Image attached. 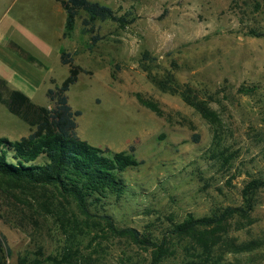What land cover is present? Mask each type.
I'll return each instance as SVG.
<instances>
[{
	"label": "rangeland",
	"instance_id": "rangeland-1",
	"mask_svg": "<svg viewBox=\"0 0 264 264\" xmlns=\"http://www.w3.org/2000/svg\"><path fill=\"white\" fill-rule=\"evenodd\" d=\"M90 1L126 21L95 19L85 31L89 13L80 10L64 37L57 0H0L2 92L19 89L52 107L46 92L69 75L61 55L70 52L83 70L67 92L81 112L79 137L113 151L133 147L140 163L122 173L120 197L95 194L84 208L59 184L0 172L5 264H264V248L215 247L205 262L196 241H264V185L249 217L174 233L190 216L244 205L246 186L264 184V0ZM30 132L0 103V136ZM107 215L142 241L116 234Z\"/></svg>",
	"mask_w": 264,
	"mask_h": 264
},
{
	"label": "trees",
	"instance_id": "trees-1",
	"mask_svg": "<svg viewBox=\"0 0 264 264\" xmlns=\"http://www.w3.org/2000/svg\"><path fill=\"white\" fill-rule=\"evenodd\" d=\"M66 13L64 37L73 30L76 17L80 10H86L89 18L82 20L85 31H91L90 22L95 19H111L124 23L126 20L118 16L106 5L90 0H57ZM97 36H93L95 42ZM30 61L40 65L42 63L29 55ZM63 64L69 65V75L60 85L49 88L46 92L52 107L31 101L28 95L19 89L12 90L4 96L2 86L5 83L0 78V103L8 110L24 120L31 127V132L17 140L0 136V172L19 180H29L36 183L59 184L64 191L72 194L84 208L87 197L95 194H111L120 197L124 193V179L122 173L129 167L140 163L133 147L122 151L94 146L79 137L77 133L76 117L81 114L69 104L67 92L78 80L82 68L73 62L70 52L63 51ZM264 184L259 180L251 181L244 190L245 204L239 207H228L220 215L194 218L190 216L177 224L174 233L189 234L200 227H214L221 225L234 216L249 217L255 207L254 195ZM111 229L118 235H130L141 242L139 232L135 228L118 229L109 215ZM197 243L202 247L200 260L209 261L212 250L226 249L234 253H250L264 248V241L251 240L239 243L235 240L222 241L219 239L198 238ZM149 242V241H148ZM152 243V242H149ZM160 246V251L163 249ZM6 254L11 249L4 234L0 232V264H5ZM211 255V256H210ZM157 258L154 259V263ZM212 264H217L212 257ZM21 264L24 262L20 261ZM195 264V263H194ZM227 264H233L231 261Z\"/></svg>",
	"mask_w": 264,
	"mask_h": 264
},
{
	"label": "crops",
	"instance_id": "crops-1",
	"mask_svg": "<svg viewBox=\"0 0 264 264\" xmlns=\"http://www.w3.org/2000/svg\"><path fill=\"white\" fill-rule=\"evenodd\" d=\"M60 5H61V4H60ZM59 9H61V10H62V9H63V8H62V6H60V8H59ZM63 10H64V9H63ZM65 16H66V14H65ZM4 60H5V59H4ZM5 62H6V60H5ZM26 95H27V94H26Z\"/></svg>",
	"mask_w": 264,
	"mask_h": 264
}]
</instances>
